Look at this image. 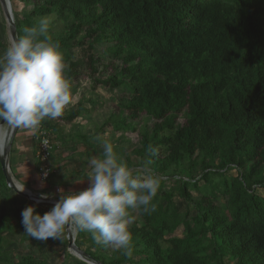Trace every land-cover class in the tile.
Returning <instances> with one entry per match:
<instances>
[{
	"label": "trees",
	"instance_id": "16d2710c",
	"mask_svg": "<svg viewBox=\"0 0 264 264\" xmlns=\"http://www.w3.org/2000/svg\"><path fill=\"white\" fill-rule=\"evenodd\" d=\"M34 1L29 12L14 14L17 36L40 17L54 18L49 34L61 43L72 83L78 76L73 53L85 30L93 75L95 44H106L110 58L105 77L92 75L93 87L123 92L118 111L93 134L62 137V124L97 105L85 99L64 114V123L45 120L39 129L59 142L95 147L107 128L137 132L127 166L131 156L138 167L151 159L161 177L155 211L131 212V258L100 248L87 232H77L75 244L102 264H264V194L257 192L264 190V0ZM175 197L185 201L184 211ZM18 198L0 165V264H58L9 248L28 239L24 232L10 238L22 225ZM61 250L59 264H86L68 251L65 233Z\"/></svg>",
	"mask_w": 264,
	"mask_h": 264
},
{
	"label": "clouds",
	"instance_id": "9594fccd",
	"mask_svg": "<svg viewBox=\"0 0 264 264\" xmlns=\"http://www.w3.org/2000/svg\"><path fill=\"white\" fill-rule=\"evenodd\" d=\"M53 19L40 17L0 52V121L33 134L45 120L61 117L73 99L69 64L60 41L49 34ZM96 140L102 151L88 161L85 177L89 186L79 191L58 188L59 200L50 210L41 214L30 204L22 210L21 223L24 233L38 241L61 239L71 227L89 233L94 244L131 258L134 244L130 226L136 220L131 212L155 211L153 201L161 177L150 167L151 159L134 172L112 142L100 137ZM15 187L25 191V184ZM48 196L41 193V199Z\"/></svg>",
	"mask_w": 264,
	"mask_h": 264
},
{
	"label": "rangeland",
	"instance_id": "374dc122",
	"mask_svg": "<svg viewBox=\"0 0 264 264\" xmlns=\"http://www.w3.org/2000/svg\"><path fill=\"white\" fill-rule=\"evenodd\" d=\"M14 2V7L12 9L13 16L16 14L17 16H22V13L29 12L33 4L35 3L34 0H12ZM85 30H82L78 37V47L74 49V57H75V63L78 65V76L77 79H73L71 85H72V93H73V99L72 103L65 109L64 114L73 106H77L79 100H95L97 105L94 107V110L90 112V114L85 115L83 118L78 117L75 119L71 124H62V137H67L68 134L70 136H73L74 134L78 132H84L87 135L93 134L96 132V129L100 123L106 119L111 113L117 112V101L122 96L123 92L119 90H111L101 85H96L93 87L94 83L92 78L93 73L90 71L88 64L86 63V57L89 54V49L87 48L88 44L91 41V36H88L85 34ZM0 52H3V50L8 46V44L11 42L10 38V27L7 22L4 10L0 4ZM106 44H95L94 49L91 51L93 55L97 58L96 65L98 66L99 70L98 73H95L93 76H99V77H105L106 74L109 72V62L110 58L109 55H107L106 52ZM117 65H120V61H117ZM91 76V77H90ZM86 107H89L87 103H85ZM64 114L57 118L60 119L64 116ZM184 121V117L182 114L179 115L177 122L182 123ZM61 122L64 123L63 120ZM139 123L142 121L139 120ZM149 126H151V121H148ZM8 124L6 122L1 123L0 121V150H2V147L4 145L5 136L7 133ZM19 128H17L18 130ZM17 132V131H16ZM16 134V133H15ZM123 136L122 139H119V136ZM100 136L102 139L109 140L113 143L115 151L118 153V155L122 158L124 163H126V156L130 155L131 150L138 146L139 143V136L137 132H127L125 135L121 134V132H115L111 130V128H107V132L105 134L97 135ZM15 137V135H14ZM53 142H59L58 138H55V135H53V139H51ZM13 143V142H12ZM96 148H102L101 145H97ZM101 152V151H100ZM132 155V154H131ZM131 159V165L128 166L134 170H141V166H137L140 163V160L138 158H135L134 156L130 157ZM233 174L235 172H232ZM20 185V184H19ZM170 186H166L165 189L168 187H174L173 182L170 184H167ZM257 192L261 195L264 194V190L261 188L257 189ZM192 194L195 197H198L199 193L195 190H192ZM174 200L176 201V204L181 208L182 211L185 210L186 204L185 201L181 198L175 197ZM41 208H46L45 206H41ZM52 208V207H50ZM43 210V209H41ZM194 213V211L192 212ZM43 214V213H41ZM182 226L178 227V229L175 231L176 236H180L182 234ZM24 232V227L21 225V228L18 229V233L16 237L10 236V238L19 240L21 234ZM9 236V235H8ZM31 240L32 238L29 237ZM62 239V238H61ZM61 239H53L49 238L46 241H37V244L35 245V249L33 252L38 256H44L48 258L51 262H56L59 259V257H63L62 253H56L51 252L52 247L48 248L47 246L51 244H55V240H57V243H59ZM31 240L26 239L23 243L20 245L17 242H13L12 245L9 247L11 250H15L14 253L16 256L21 255L22 253H25L29 250L32 251L31 247ZM35 240V239H33ZM52 246V245H51ZM18 247V248H17ZM17 248V249H16ZM61 254V255H60ZM80 260V259H79ZM86 263V262H85ZM228 264H234L235 262L232 260L227 261ZM88 264V263H86Z\"/></svg>",
	"mask_w": 264,
	"mask_h": 264
},
{
	"label": "crops",
	"instance_id": "0c3cea01",
	"mask_svg": "<svg viewBox=\"0 0 264 264\" xmlns=\"http://www.w3.org/2000/svg\"><path fill=\"white\" fill-rule=\"evenodd\" d=\"M39 140V129L34 134L22 128L17 130L10 150L11 174L17 183L20 185L25 184V188L29 189L34 194L41 195V193H48V197L57 199H59L60 196L58 192V188L60 187L65 191H79L84 190L89 186V180L85 177L88 170V161L90 158L98 156L100 151H102V148H96L97 146L95 147L93 145H86L76 141V139H66L60 142H53V148L48 162L53 173L47 179H42L40 176L41 162L39 158H37ZM77 179L82 181L77 182ZM18 196L19 198L17 199L16 207L19 209L20 219L22 220V210L26 206L34 203L24 196ZM35 205L37 206L36 210L40 213L45 209H47V211L51 209L50 206L41 208L43 205ZM74 235L75 239H77L76 231L74 232ZM62 240L63 236L62 239L59 240V243L55 240V244H51L52 246L49 245L47 247L53 248L51 252L62 253ZM30 242L31 249L34 250L37 241L32 239ZM86 246L88 245H84L83 248ZM100 248L112 251L110 247L100 245ZM63 259L64 257H59L57 263H61Z\"/></svg>",
	"mask_w": 264,
	"mask_h": 264
},
{
	"label": "water",
	"instance_id": "95a60500",
	"mask_svg": "<svg viewBox=\"0 0 264 264\" xmlns=\"http://www.w3.org/2000/svg\"><path fill=\"white\" fill-rule=\"evenodd\" d=\"M0 4L4 10L7 22L10 27V38L11 40L15 37H17L15 22H14V16L11 6L10 0H0ZM1 123H4V121H1ZM18 127H12L8 126L7 133L4 140V146L2 152H0V165L3 171V174L6 179L7 186L10 187L16 194L24 196L29 201L33 202L37 205H43V206H50L53 207L55 203L59 200L57 198L48 197L47 199H41V195H37L32 193L29 189L25 188V191L20 192L16 189L15 186L19 185L17 183L12 174L10 169V150L12 147V142L14 139V135L17 131ZM66 239L68 242V250L71 254L78 257L80 260L88 263V264H102L99 261L93 259L89 254H87L85 251H83L81 248H79L75 244V235L71 227L66 228Z\"/></svg>",
	"mask_w": 264,
	"mask_h": 264
},
{
	"label": "built area",
	"instance_id": "2783aa9c",
	"mask_svg": "<svg viewBox=\"0 0 264 264\" xmlns=\"http://www.w3.org/2000/svg\"><path fill=\"white\" fill-rule=\"evenodd\" d=\"M52 148H53V143L50 137L44 131L40 130V140H39V148L37 151V158H39L41 162L40 176L42 179H45V173L47 174L46 179L53 173V170L48 163L52 152Z\"/></svg>",
	"mask_w": 264,
	"mask_h": 264
},
{
	"label": "bare ground",
	"instance_id": "6f19581e",
	"mask_svg": "<svg viewBox=\"0 0 264 264\" xmlns=\"http://www.w3.org/2000/svg\"><path fill=\"white\" fill-rule=\"evenodd\" d=\"M4 146V145H3ZM2 150H3V147H2ZM2 150H0V152H2Z\"/></svg>",
	"mask_w": 264,
	"mask_h": 264
}]
</instances>
